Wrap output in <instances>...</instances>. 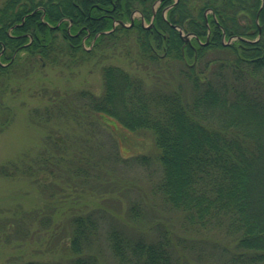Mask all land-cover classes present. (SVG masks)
Listing matches in <instances>:
<instances>
[{
    "label": "trees",
    "instance_id": "trees-1",
    "mask_svg": "<svg viewBox=\"0 0 264 264\" xmlns=\"http://www.w3.org/2000/svg\"><path fill=\"white\" fill-rule=\"evenodd\" d=\"M176 26L194 35L186 41ZM131 37L140 64L175 62L178 82L165 89L106 64L102 92L81 90V107L150 130L162 169L153 190L187 226L227 239L223 264H264V0H3L0 98L39 60L68 66ZM71 222L69 264H100L96 218ZM158 231L148 238L113 226L106 240L121 264H194L169 229Z\"/></svg>",
    "mask_w": 264,
    "mask_h": 264
},
{
    "label": "rangeland",
    "instance_id": "rangeland-1",
    "mask_svg": "<svg viewBox=\"0 0 264 264\" xmlns=\"http://www.w3.org/2000/svg\"><path fill=\"white\" fill-rule=\"evenodd\" d=\"M132 17L141 18L140 11ZM93 51L68 66L39 60L12 79L0 98V264H69L75 256L72 218L88 212L99 226L91 249L100 264H121L106 240L113 226L148 238L167 228L194 264H223L227 239L187 226L183 213L153 190L162 169L152 132L82 108L78 95L102 92L106 64L165 89L178 82V65L140 64L134 37ZM142 154L145 162L136 158Z\"/></svg>",
    "mask_w": 264,
    "mask_h": 264
},
{
    "label": "water",
    "instance_id": "water-1",
    "mask_svg": "<svg viewBox=\"0 0 264 264\" xmlns=\"http://www.w3.org/2000/svg\"><path fill=\"white\" fill-rule=\"evenodd\" d=\"M119 23H124L122 20H119L118 21ZM179 30H180V34H181V36H182V38L184 39V40H189L190 39V34H184L183 33V31H182V29L179 27V26H176Z\"/></svg>",
    "mask_w": 264,
    "mask_h": 264
},
{
    "label": "flooded vegetation",
    "instance_id": "flooded-vegetation-1",
    "mask_svg": "<svg viewBox=\"0 0 264 264\" xmlns=\"http://www.w3.org/2000/svg\"><path fill=\"white\" fill-rule=\"evenodd\" d=\"M2 51H0V55H1Z\"/></svg>",
    "mask_w": 264,
    "mask_h": 264
}]
</instances>
